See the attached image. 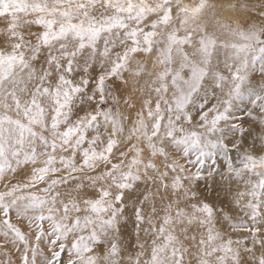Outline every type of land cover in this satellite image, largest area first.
Here are the masks:
<instances>
[{
	"label": "snow or ice",
	"instance_id": "6c2138e0",
	"mask_svg": "<svg viewBox=\"0 0 264 264\" xmlns=\"http://www.w3.org/2000/svg\"><path fill=\"white\" fill-rule=\"evenodd\" d=\"M0 264H264V0H0Z\"/></svg>",
	"mask_w": 264,
	"mask_h": 264
}]
</instances>
